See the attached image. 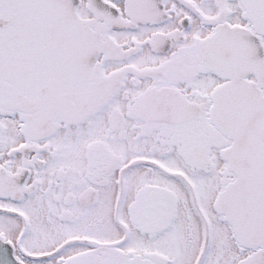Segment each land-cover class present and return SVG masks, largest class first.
Segmentation results:
<instances>
[{"label":"snow or ice","instance_id":"6c2138e0","mask_svg":"<svg viewBox=\"0 0 264 264\" xmlns=\"http://www.w3.org/2000/svg\"><path fill=\"white\" fill-rule=\"evenodd\" d=\"M0 264H264V0H0Z\"/></svg>","mask_w":264,"mask_h":264}]
</instances>
